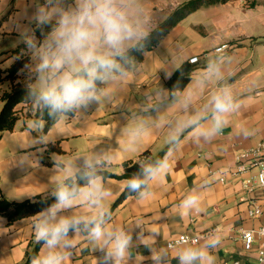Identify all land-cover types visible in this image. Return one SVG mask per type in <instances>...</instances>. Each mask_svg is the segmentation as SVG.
Instances as JSON below:
<instances>
[{"label": "crops", "instance_id": "obj_1", "mask_svg": "<svg viewBox=\"0 0 264 264\" xmlns=\"http://www.w3.org/2000/svg\"><path fill=\"white\" fill-rule=\"evenodd\" d=\"M187 1L143 0L151 30ZM23 2L0 0V109L1 97L13 85L6 78L15 63L10 64L11 58L22 45L13 43L16 35H9L8 21ZM193 57L198 62L189 64ZM184 64L191 69L189 81L171 99L169 81ZM25 81L16 74L15 83ZM102 87L106 95L100 102L61 117L45 132L44 122L37 128L30 125L32 118H21L0 136V196L17 203L51 197L64 166L71 163L77 172L88 157L103 161L97 171L109 174L99 176L110 191L105 205L111 208L128 179L166 158L169 167L150 182L149 198L126 197L107 221L108 227H122L133 236L125 264H152L153 253L165 252L162 264H178L184 247L203 248L211 237L219 240L208 250L214 264H255L259 242L246 252L240 235L264 226V215L247 214L253 203H264V189L248 193L242 186L255 170L237 179L230 172L237 151L264 139V0H228L198 9L147 52L128 77ZM225 87L239 108L228 114L221 132L209 139L198 136V127L212 123L211 96ZM137 129L142 134L133 143ZM188 196H196L198 206L185 212L182 202ZM94 211L78 202L62 215L89 216ZM35 218L8 224L0 216V264H23L37 243ZM141 231L142 240L136 238ZM180 235L198 237L199 242L167 249V242ZM70 239L74 246L67 264H100L103 253L94 250L87 232L70 233ZM46 251L41 245L36 254Z\"/></svg>", "mask_w": 264, "mask_h": 264}, {"label": "clouds", "instance_id": "obj_2", "mask_svg": "<svg viewBox=\"0 0 264 264\" xmlns=\"http://www.w3.org/2000/svg\"><path fill=\"white\" fill-rule=\"evenodd\" d=\"M8 24L9 35H16L13 43L23 45L10 64L27 58L18 71L27 81L26 97L50 117L86 110L100 102L106 95L101 86L128 77L134 67L130 53L140 51L151 32L143 0H24ZM211 104V125L197 128L198 136L205 139L221 132L228 114L239 108L226 87L211 96ZM30 125L38 128L40 123L31 121ZM141 134L142 129H137L132 142ZM102 163L85 157L79 172L71 163L64 166L63 177L53 193L55 202L37 213L33 222L34 240L47 251L33 255L30 264H67L74 246L70 233L81 230L87 231L94 250L103 253L100 264H125L133 236L122 227L107 226L111 210L105 200L110 191L97 174ZM168 167L166 158L143 167L127 180L126 191L141 200L148 199L150 182L166 174ZM74 175L85 183H72ZM78 202L94 208V213L62 215ZM197 206L196 196L182 202L185 212ZM136 238L144 239V232L137 233ZM218 243L211 237L203 248L184 247L176 257L178 264H214L208 250ZM166 255L153 253L152 264H162Z\"/></svg>", "mask_w": 264, "mask_h": 264}, {"label": "trees", "instance_id": "obj_3", "mask_svg": "<svg viewBox=\"0 0 264 264\" xmlns=\"http://www.w3.org/2000/svg\"><path fill=\"white\" fill-rule=\"evenodd\" d=\"M228 0H188L182 5L178 6L172 11L168 17L153 30H151L149 36L143 41V46L140 51H133L130 56L134 62V65L141 62L144 55L152 50L161 39L180 21L186 18L191 13L197 11L200 8L211 6L218 3H224ZM39 36V33H37ZM23 45L19 47L22 48ZM27 58L21 61H17L7 71L6 78L10 80L13 85L9 93L4 94L1 97L3 103L0 109V136L4 132H11L15 126V123L21 118H32L34 121L44 122L43 132L47 131L54 123H56L61 117H50L46 110L38 108L26 97V83L18 82L15 83L16 74L22 67L23 63L26 62ZM190 66L184 64L180 67L172 76L169 81V88L171 91L170 98H175V90L182 89L190 78ZM102 87V86H101ZM20 106V107H19ZM74 113H69L67 117L72 116ZM79 172V170L77 171ZM98 175L107 176L109 175L105 171H97ZM72 183L82 185L85 183L84 180L80 179L78 175H74ZM133 195L129 194L126 190L110 208V215L113 209L126 197ZM55 202L54 195L48 198H36L34 200H25L22 202H10L0 196V216L7 219L8 224L13 222L35 216L40 211L44 210ZM87 232V231H85ZM42 243H35L31 252L26 254L25 261L23 264H29L33 255H36L39 247Z\"/></svg>", "mask_w": 264, "mask_h": 264}, {"label": "built area", "instance_id": "obj_4", "mask_svg": "<svg viewBox=\"0 0 264 264\" xmlns=\"http://www.w3.org/2000/svg\"><path fill=\"white\" fill-rule=\"evenodd\" d=\"M221 48L217 49L219 52ZM198 62L197 57L189 59V64ZM255 170L256 173L253 177L247 178L242 182L244 190L248 193L255 189H264V139L260 140L255 146L247 150H239L235 153V166L230 172L233 179H237L243 175ZM220 182H225L224 177L219 178ZM250 218H259L264 215V203H253L247 211ZM241 241L243 248L246 252H250L254 248V242H259L258 247L255 249L256 263L264 264V226L258 229H251L241 232ZM199 242L198 237H189L187 235H180L176 239L167 242V249H173L182 245H197ZM234 264H239L234 262Z\"/></svg>", "mask_w": 264, "mask_h": 264}]
</instances>
